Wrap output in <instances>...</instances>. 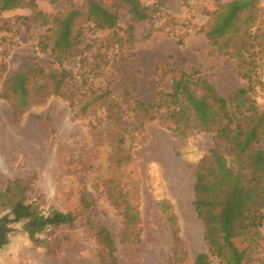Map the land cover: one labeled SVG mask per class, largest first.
<instances>
[{
    "label": "rangeland",
    "instance_id": "1",
    "mask_svg": "<svg viewBox=\"0 0 264 264\" xmlns=\"http://www.w3.org/2000/svg\"><path fill=\"white\" fill-rule=\"evenodd\" d=\"M35 1L40 10L52 15L67 11L72 3L77 7L84 3V0ZM141 1L152 5L156 0ZM217 4L218 0H171L168 11L178 20L176 25L170 17L137 23L133 49L125 45V57L109 69L112 97L126 102L131 94L133 98L154 101L161 86L171 88L172 73L166 72L171 67L188 72L199 68L223 96L247 87V80L237 73L233 60L221 47H212L201 30L208 27L209 13L216 10ZM260 5L264 8V0H260ZM32 13L30 8H21L2 14L19 34L15 37L18 43L7 59L8 69L0 79V90L14 72L24 71L34 62L45 28L20 18ZM120 16L121 28L117 32L123 36L129 16L125 10ZM254 26L262 27L264 45V13ZM108 34L109 30H98L87 39L96 38L98 48L103 51L105 47L99 39L108 38ZM181 35L183 46L177 42ZM39 61L49 70L59 71L49 53H41ZM65 67L80 72L77 58L66 61ZM259 71L264 80V57ZM81 72H85V79L79 77L62 95L51 96L45 103L33 106L18 125L10 121V103L0 100V189L5 188L9 179L28 178L33 182L28 197L39 203V210L48 213L54 206L76 215L74 224L38 235L41 240H49L48 246L32 242L23 225H16L9 245L0 253V264H101L96 224L111 232L119 264H172L175 241L161 209L164 199L173 204L178 216L180 249L185 262L193 263L199 252H208L204 226L193 206V185L196 164L213 146V134L197 131L187 138L178 137L165 120H155L143 130H135L129 125L133 121L131 111L124 114L122 121L128 129L123 130L121 125L109 123L100 105L93 104L86 112L82 111L90 97L102 92L106 79L104 72L90 71L89 66ZM254 96L259 109L264 110V85ZM123 106L126 108L127 103ZM121 136L129 160H117L120 148L114 138ZM258 147L264 148V142ZM123 150L119 152L125 154ZM121 192L138 206L139 243L124 242L126 227L115 205ZM181 195L187 208L180 205ZM60 242L65 243L60 246ZM58 245L57 254L46 252L48 247L52 250ZM215 248L210 255L211 264H264V242L255 248L245 237L231 243L220 233Z\"/></svg>",
    "mask_w": 264,
    "mask_h": 264
},
{
    "label": "trees",
    "instance_id": "2",
    "mask_svg": "<svg viewBox=\"0 0 264 264\" xmlns=\"http://www.w3.org/2000/svg\"><path fill=\"white\" fill-rule=\"evenodd\" d=\"M170 1L156 0L152 5H145L141 0H84L81 7L72 3L67 11L52 15L40 10L35 0H0V33H5L0 34V79L8 69L7 59L18 43L15 37L19 34L2 14L30 8L32 15L20 18L45 28L39 37L32 66L14 72L3 82L0 100L10 103V121L18 125L33 106L45 103L51 96L62 95L67 86L79 77L85 79V72L81 69L89 66L90 71L104 72L106 84L100 94L90 97L83 104L82 111L86 112L93 104L100 105L109 123L121 125L123 130L128 129L122 121L124 114L131 111L135 123L132 121L129 125L135 130H143L149 122L165 120L178 137L187 138L197 131L211 132L213 146L199 158L193 185V206L204 226L208 252H199L191 263L211 264L210 255L215 252L216 238L220 233L231 243L245 237L255 248L264 242V149L258 147L264 142V110L259 109L254 96L264 85L259 71L264 57L262 27L254 26L263 16L264 8L260 0H230L225 3L218 0L216 10L209 13L208 27L201 28L210 45L221 47L224 54L233 60L237 73L247 80V87L223 96L199 68L188 72L171 67L166 70L172 73L171 88L161 86L154 101L133 98L131 94L126 102L114 99L109 69L116 67L125 57V45L133 49L137 23L170 17L176 25L178 20L168 11ZM122 10L129 16L123 36L117 32L121 28ZM173 29L171 27L169 31ZM98 30H109L108 38L99 39L100 45L105 47L103 51L98 48L96 38L87 39ZM177 42L183 46L184 36H178ZM41 53H49L59 71L49 70L41 64ZM73 58L79 61V73L65 67V62ZM186 61L183 57L182 62ZM125 103L126 108L123 106ZM123 139L122 136L114 138L121 150ZM120 149L116 152L117 160H129L130 154H126L125 150L123 154ZM32 189L33 182L28 178L9 179L5 188L0 189V253L9 245L18 224L23 225L32 242L44 246L49 245V240H41L38 235L62 225L74 224L76 215L72 212H64L54 206L48 213L39 210V203L28 197ZM119 199L115 205L126 227L124 242L139 243L138 206L132 204L124 192ZM161 209L174 236L172 264H187L180 249L182 239L174 206L164 199ZM95 239L101 264H119L111 232L96 224ZM64 243L58 244L62 246ZM59 245L52 250L48 247L46 252L57 254Z\"/></svg>",
    "mask_w": 264,
    "mask_h": 264
},
{
    "label": "bare ground",
    "instance_id": "3",
    "mask_svg": "<svg viewBox=\"0 0 264 264\" xmlns=\"http://www.w3.org/2000/svg\"><path fill=\"white\" fill-rule=\"evenodd\" d=\"M182 195H181V198H182L181 200H182L183 203L182 204L180 203V205H181L182 209H184V208H187V204H186L185 200L183 199Z\"/></svg>",
    "mask_w": 264,
    "mask_h": 264
},
{
    "label": "crops",
    "instance_id": "4",
    "mask_svg": "<svg viewBox=\"0 0 264 264\" xmlns=\"http://www.w3.org/2000/svg\"><path fill=\"white\" fill-rule=\"evenodd\" d=\"M262 149H264V148H262ZM262 231H263V234H264V225H263Z\"/></svg>",
    "mask_w": 264,
    "mask_h": 264
}]
</instances>
